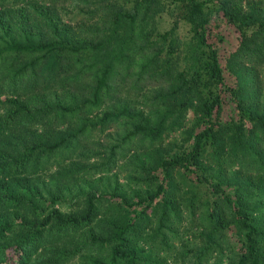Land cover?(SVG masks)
Masks as SVG:
<instances>
[{
    "label": "trees",
    "instance_id": "1",
    "mask_svg": "<svg viewBox=\"0 0 264 264\" xmlns=\"http://www.w3.org/2000/svg\"><path fill=\"white\" fill-rule=\"evenodd\" d=\"M0 264H264V0H0Z\"/></svg>",
    "mask_w": 264,
    "mask_h": 264
},
{
    "label": "rangeland",
    "instance_id": "2",
    "mask_svg": "<svg viewBox=\"0 0 264 264\" xmlns=\"http://www.w3.org/2000/svg\"><path fill=\"white\" fill-rule=\"evenodd\" d=\"M82 15L81 13L73 12L69 14V16L65 19L67 20L68 18H80ZM219 22L218 25H216V29H218L223 35H225L228 39V43H230V47L234 46L235 44V33L234 31L228 27L222 20H220L219 17H213L212 22ZM170 25V19L166 18L162 23L160 22L158 27L161 28V26H169ZM178 29L177 33L180 39H186L189 35L188 33V26L181 21L178 22ZM229 34V35H228ZM129 98H133L131 94L128 95ZM122 126L118 125H113L110 128H108L109 133H104L102 134H93L91 137L82 140V143L85 142L87 147L86 150L93 152L90 155H85V157H76L74 158L76 161H78L81 165H85L86 167H91V168H100L101 171L98 173L99 176H104L107 175L109 178H112L113 173L117 174V179L119 182H123L125 175L127 173V170L125 168V163L127 162L126 157H119L118 154L115 155V160L113 164L107 166L104 165L105 160H106V155H104V147L109 145L111 142H113V136L115 135V132L119 133L121 130ZM108 134V135H107ZM96 142H99L101 144V147H98ZM81 150V147L78 149V152ZM107 167L110 168V170L107 169ZM97 174V175H98ZM93 175V176H97Z\"/></svg>",
    "mask_w": 264,
    "mask_h": 264
}]
</instances>
